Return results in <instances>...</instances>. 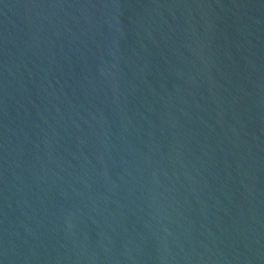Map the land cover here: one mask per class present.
<instances>
[{
	"label": "water",
	"instance_id": "water-1",
	"mask_svg": "<svg viewBox=\"0 0 264 264\" xmlns=\"http://www.w3.org/2000/svg\"><path fill=\"white\" fill-rule=\"evenodd\" d=\"M0 264H264V0H0Z\"/></svg>",
	"mask_w": 264,
	"mask_h": 264
}]
</instances>
